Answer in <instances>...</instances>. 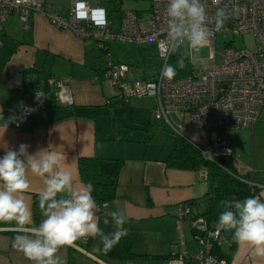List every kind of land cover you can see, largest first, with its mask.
<instances>
[{"label":"crops","instance_id":"obj_1","mask_svg":"<svg viewBox=\"0 0 264 264\" xmlns=\"http://www.w3.org/2000/svg\"><path fill=\"white\" fill-rule=\"evenodd\" d=\"M86 1L104 8L106 15L111 11L104 0ZM67 6L68 1L66 4L47 1L46 11L64 12ZM78 10L84 13L81 3ZM0 43V114L5 119L10 114L21 118L6 130L0 119V157L6 149L18 151L22 143L30 146L29 154L41 149L60 152L77 188L83 183L77 166L79 157L123 160L115 196L103 204L102 211L98 209L97 219L105 233H111L115 229L108 214L123 212L127 217L124 225L127 235L122 238L130 240L133 253L143 256L100 258L99 238L88 237L58 252L64 264H168L171 253L196 252L199 247L191 224L177 217V207L179 203L197 199L199 205L194 209L202 210L207 190L202 173L206 172L202 167L187 170L167 165L174 138L170 140L162 134L165 129L162 123L168 125L172 134L179 131L198 143L203 134L174 112L168 115L169 121L156 119L157 100L153 97L116 103L100 79L103 61L96 42L55 27L44 15H31L27 25L10 15L0 28ZM37 72L48 77L51 101L44 110L35 109L30 116L23 117L24 84L39 79ZM133 72L139 77L136 69ZM58 78L67 79L70 102L56 98L54 82ZM261 125L264 122L260 114L252 127L232 130L228 137L234 166L255 184H264ZM29 181L24 198L33 212L34 195H39L44 185L41 178L31 173ZM259 196L264 200V189ZM105 216L110 220L108 225L103 223ZM17 234L14 222L0 223V264H31L13 247ZM185 261L196 264L188 259H183L182 264ZM229 264H264V257H257L250 247L237 244Z\"/></svg>","mask_w":264,"mask_h":264},{"label":"built area","instance_id":"obj_2","mask_svg":"<svg viewBox=\"0 0 264 264\" xmlns=\"http://www.w3.org/2000/svg\"><path fill=\"white\" fill-rule=\"evenodd\" d=\"M64 12L46 11L47 0H0V28L10 15L16 16L24 25L31 15L46 16L57 28L71 31L82 39H93L102 52L101 81L107 86L111 97L118 104H126L132 99L153 97L157 100L154 117L169 121L172 112L181 119H187L200 131L207 143H197L201 156L214 160L216 156L232 155L229 139L217 133L216 129L231 131L250 128L259 119L264 108V0H223L230 16L222 29L216 30L213 23L214 6L205 0L209 10L210 35L208 46L213 50L211 57L202 60L190 59V73L172 79L162 76L170 53L166 45V14L168 0H148L150 7L146 13L134 9L123 10L114 26L107 17L105 9L92 6L86 0H67ZM79 3L84 13L78 10ZM253 34L256 39L255 50L236 48L231 41H223V55L216 60V35ZM121 42L134 45L154 44L161 62L153 80H143L125 62L114 61L110 43ZM1 45V43H0ZM67 79L58 78L55 96L61 102H70L66 90ZM36 104L24 102L21 106L23 117L30 116L35 109L44 110L43 90L35 92ZM179 128V127H178ZM178 131V130H177ZM179 132V131H178ZM206 178V173H202ZM250 185L264 189V184ZM259 190V191H260ZM253 196L260 198L259 192ZM186 203L178 205L179 219H187L195 229L194 237L199 249L194 253H171L168 264H182L183 259L207 264L212 258L215 264H228L212 251L213 245H222V233L217 221L209 225L197 216ZM181 239V236H180Z\"/></svg>","mask_w":264,"mask_h":264},{"label":"clouds","instance_id":"obj_3","mask_svg":"<svg viewBox=\"0 0 264 264\" xmlns=\"http://www.w3.org/2000/svg\"><path fill=\"white\" fill-rule=\"evenodd\" d=\"M211 3L215 9L214 27L220 30L230 12L223 0H211ZM165 14L168 52L176 54L180 49L188 48L192 59L199 60L210 35L205 0H168ZM185 67V57L180 55L175 66L165 65L162 76L172 79L177 69ZM0 119L6 130L9 124L21 118L10 114L5 119L0 114ZM29 147L22 143L18 151L6 149L0 157V223L14 222L18 234L14 237L13 247L31 264H64L58 252L88 237H98L102 250L110 251L127 235L125 214L120 211L108 214L115 230L105 233L97 219L98 205L92 183L74 187L73 174L66 168L63 154L47 149L29 154ZM29 173L41 178L44 185L38 196L43 217L39 224L34 222L32 209L24 198L30 188ZM220 204L218 229L231 232L238 245L248 246L255 256L264 257V200L248 196L242 200L226 199ZM103 223H110L108 216ZM207 264L215 262L209 258Z\"/></svg>","mask_w":264,"mask_h":264},{"label":"trees","instance_id":"obj_4","mask_svg":"<svg viewBox=\"0 0 264 264\" xmlns=\"http://www.w3.org/2000/svg\"><path fill=\"white\" fill-rule=\"evenodd\" d=\"M180 55H183L180 51L176 54H171L167 64L175 66ZM189 61L190 59L185 57L186 67L182 70L177 69L175 77L185 76L190 73ZM127 64L134 70H137L139 78L143 80H153L161 62L156 53L154 56H139L133 63ZM37 75L39 79L24 84L26 90L25 102L33 105L36 104L38 100L34 92L38 87H41L43 90L42 100L45 107H47L51 101L48 77L39 72H37ZM28 84L30 89L28 88ZM173 138L174 145L167 157V165L172 168L187 170H194L198 167H202L206 172L207 190L203 196L204 202L202 210L197 211L194 209V207H198L199 205L197 199L183 203L193 207V212L197 216L203 217L209 225H212L218 220L219 213L222 210L221 201L231 198L242 200L259 192L260 188L257 187V185H250L249 182L252 181L237 171L231 157L216 156L214 160H207L201 156L196 147L197 143L189 139L185 134L177 132L174 134ZM122 163V159L102 156L78 158L77 166L80 179L84 184L89 182L92 183L94 188L93 196L97 202L98 209L101 211L103 204L111 201L115 196L117 176ZM38 196L39 195H34L33 201V220L36 224H39L40 220L43 218L38 207ZM181 204L182 203H179L178 205L180 206ZM192 232L195 233L193 227ZM227 242L228 247L226 252L222 249V245L218 246L217 244L213 245L212 251L216 253L218 257L226 259L229 264L237 248V243L233 240L232 233L227 237ZM98 256L100 258L132 259L143 255L133 253L130 240L128 238H121L119 243L107 252L102 250V244L100 243Z\"/></svg>","mask_w":264,"mask_h":264},{"label":"rangeland","instance_id":"obj_5","mask_svg":"<svg viewBox=\"0 0 264 264\" xmlns=\"http://www.w3.org/2000/svg\"><path fill=\"white\" fill-rule=\"evenodd\" d=\"M47 1H58L61 4H66V0H47ZM107 2V8L111 9L108 10V18L110 19L111 23L115 26L118 23L119 16L121 11L123 10H129L134 9L138 11H142L144 13L147 12V10L150 7V2L148 0H104V4ZM223 41H231L232 45L236 48H248L250 50H255L256 48V39L253 36V34H245V35H236L231 36L227 35L226 38H223L221 34L216 35V45H215V56L216 60L220 61L222 59L223 55ZM110 51L112 53V58L114 61H121L125 63H133L139 56H154L157 53V49L154 44H142V45H134V44H128V43H121V42H113L110 43ZM185 57L192 59V53L191 50L188 48H182L179 50ZM99 52V50L97 51ZM213 54V50L207 45L204 47L199 56L200 59H207L211 57ZM261 122H264V108H262L261 111ZM163 127L165 128L163 130V135L170 140L174 137V133L172 134L168 129V125L163 122ZM217 133L225 136V137H231L230 131H224L222 129H216ZM232 131V130H231ZM260 139L262 140V143H264V125H261L260 129ZM229 137V138H230ZM202 145H205L207 143V138L203 135H201V142ZM231 234V232L223 231L222 234V249L226 252L228 247L227 237ZM184 264H187L185 261Z\"/></svg>","mask_w":264,"mask_h":264}]
</instances>
